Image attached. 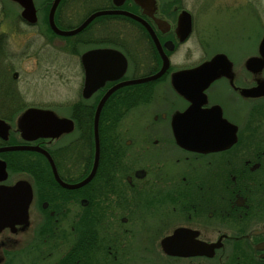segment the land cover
Returning a JSON list of instances; mask_svg holds the SVG:
<instances>
[{
  "label": "flooded vegetation",
  "instance_id": "obj_1",
  "mask_svg": "<svg viewBox=\"0 0 264 264\" xmlns=\"http://www.w3.org/2000/svg\"><path fill=\"white\" fill-rule=\"evenodd\" d=\"M54 1L33 0L36 22L31 24L17 3L0 0V119L8 125L0 134V148H44L70 184L86 179L97 158L96 169L83 185L65 188L41 152L1 150L6 176L0 178V189L24 181L32 197L25 223L0 228V264H264V0H241L253 10L251 21L260 23V30L242 27L236 54L217 50L189 65L172 59L194 30L187 5L203 9L209 0H58L53 20L59 29H73L103 10L131 12L155 32L169 60L158 78L114 90L98 118L97 105L108 89L156 73L162 57L148 27L125 14H99L74 35L56 33L49 23ZM209 2L229 10L238 0ZM7 6L16 9L13 15ZM183 9L191 14V32L179 40L176 22ZM77 12L81 16L73 22ZM233 16L230 12L229 19ZM14 34L32 40L14 49L20 43L12 40ZM123 34L129 40L117 41ZM58 41L69 53L79 46L82 54L116 48L125 57V68L100 84L95 79L116 71L102 72L110 65L102 54H90L83 64L80 53L78 99L65 104L40 97L45 87H23L16 66L31 54L44 73L50 72L56 67ZM221 52L230 67L193 93L196 119L188 124L183 118L178 137L176 114L192 103L172 84L173 73ZM86 81L95 87L88 96L82 91ZM53 102L70 107L64 114L52 111L69 119L71 130L57 138L26 140L17 126L20 114ZM189 132L196 137L194 146L182 139Z\"/></svg>",
  "mask_w": 264,
  "mask_h": 264
},
{
  "label": "water",
  "instance_id": "obj_2",
  "mask_svg": "<svg viewBox=\"0 0 264 264\" xmlns=\"http://www.w3.org/2000/svg\"><path fill=\"white\" fill-rule=\"evenodd\" d=\"M19 3L22 6V12L21 16L27 20L28 22L34 23L36 21V13H35V6L33 3V0H13ZM138 2H141V0H137ZM151 1V0H146ZM117 2V1H116ZM58 3V0H55L50 8L49 11V23L51 28L58 34L62 35H70L79 32L82 30L86 24L96 15L98 14H108V13H120V14H126L128 16H131L133 18H136L140 21H143L136 17L135 15L122 11V10H116V11H101L97 12L93 15H91L89 18H87L81 25L78 27L71 29V30H60L56 27L54 20H53V14L55 7ZM119 3V2H117ZM145 23V22H144ZM145 25H147L145 23ZM190 15L187 11L183 10L180 12L177 26H176V32L177 35L181 40H184L187 35L190 32ZM151 35L153 36V39L156 43V46L161 54L162 57V66L159 69L158 72H156L153 75L144 77V78H138L135 80H130L127 82H121L118 84H115L113 87L108 89V91L103 95L101 100L99 101L97 108H96V116L98 118L100 109L102 105L104 104L107 97L117 88L121 87L125 84H131V83H140L145 82L149 80H154L161 76L165 70L168 67V59L165 56V54L162 51V48L158 42V39L155 35V33L149 28L147 25ZM260 51L264 55V37L262 39L261 45H260ZM92 53L102 54L103 59L105 61H108L110 65H106L104 68V71L106 74L111 72L112 70L116 72H112L108 75L112 76H106L104 74L103 77L99 79H95V82H102L105 79H113L117 78L120 73L124 70L126 65V60L124 55L119 52L118 50L104 48V49H97L94 51L87 52L81 56V61L83 64H85L88 56ZM231 63L228 60L227 56L223 53H218L214 57H212L210 60L203 62L202 64L191 68L187 70H181L173 74L172 76V83L174 87L180 92L186 94V97L188 100L192 103L190 108L184 113H177V118L174 119V129L177 132L178 137L180 136L178 134L180 129V122L183 118H185L188 122V124L192 123L194 119H196V109H198V106L194 100L196 95H193L194 92H199L204 87H206L212 80L220 76L221 74L225 73L226 70L230 67ZM114 66L116 67L114 69ZM95 76V74H94ZM106 76V77H105ZM98 80V81H97ZM95 89L94 85L91 82L86 81L83 88V95L88 96L93 90ZM199 121V120H198ZM203 122L199 121V124ZM95 138L97 140V119L95 117ZM18 129L21 132V135L26 140H33L37 137H46V138H57L61 134H64L71 130L72 128V122L65 118V117H59L57 116L53 111L49 109H40L35 107H30L24 110L21 115L18 118L17 121ZM197 128V125L194 127H189L188 129L191 131H194ZM8 125L0 119V134L3 135L7 132ZM200 129V128H199ZM189 135L182 137L186 142V145H192L194 146L195 143V136L192 132L188 133ZM12 149H24V150H34L41 152L49 162L50 168L52 170L53 176L55 180L63 187L65 188H76L81 185H83L89 178L92 177V175L95 172L96 169V163L97 158L95 159L94 166L91 170L90 175L76 183V184H70L65 181H63L57 172L56 166L53 162V159L49 152L45 150L44 148L40 146L35 145H23V146H7L0 148L1 150H12ZM5 170H4V164H0V178H4ZM24 185V186H23ZM19 189V190H18ZM21 189V191H20ZM20 192V193H19ZM32 193L31 190H29V184L27 182H18L10 189H0V228L9 226L13 227L16 224H22L27 221L28 217V206L31 201Z\"/></svg>",
  "mask_w": 264,
  "mask_h": 264
},
{
  "label": "rangeland",
  "instance_id": "obj_3",
  "mask_svg": "<svg viewBox=\"0 0 264 264\" xmlns=\"http://www.w3.org/2000/svg\"><path fill=\"white\" fill-rule=\"evenodd\" d=\"M209 1L207 2L210 3ZM208 3L203 6V9L196 8L194 5H187L194 16V30L189 40L172 54L174 64H194L217 50L234 55L242 45V27H245L247 31L249 29L260 30V23H252L251 21L253 10L247 8L248 6L246 7L241 0L230 6L229 10L220 9V6L211 7L212 5L209 6ZM81 5V3H78L77 7ZM7 7L10 13L16 10L12 6ZM230 12L234 13L232 19H229ZM11 15L13 14L11 13ZM260 15L264 17V9L260 11ZM80 16V13H74L71 20L74 22ZM129 38V36L123 34V36L117 37L116 40H129ZM12 40L20 42L14 49H18L20 46L24 49V45L32 40V36L14 34ZM57 44V48L60 50L57 52L56 67H52L48 73H44V67L38 66L36 58L29 53V55L19 60L16 66L20 73L19 83L23 87H27V85L33 88L45 87L46 93L40 97H52L54 98L52 100H56L58 103H72L78 99L81 90L82 72L79 55L84 47L79 46L77 50L69 53L63 50V41H58ZM130 50L132 51L133 48ZM29 97H36V95ZM53 104L49 107L59 108L65 110V112L70 108L67 105H57L55 102Z\"/></svg>",
  "mask_w": 264,
  "mask_h": 264
},
{
  "label": "trees",
  "instance_id": "obj_4",
  "mask_svg": "<svg viewBox=\"0 0 264 264\" xmlns=\"http://www.w3.org/2000/svg\"><path fill=\"white\" fill-rule=\"evenodd\" d=\"M105 107H106V106H105ZM109 107H110V109L112 110L113 105H111V106H107V107L105 108V110H107ZM81 112H82V111H81ZM47 176H49V175L47 174Z\"/></svg>",
  "mask_w": 264,
  "mask_h": 264
}]
</instances>
